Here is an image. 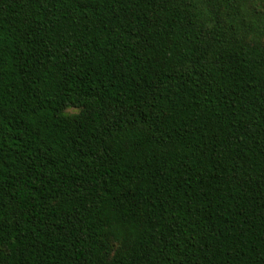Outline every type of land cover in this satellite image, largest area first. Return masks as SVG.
<instances>
[{
	"label": "trees",
	"instance_id": "1",
	"mask_svg": "<svg viewBox=\"0 0 264 264\" xmlns=\"http://www.w3.org/2000/svg\"><path fill=\"white\" fill-rule=\"evenodd\" d=\"M0 264H264V0H0Z\"/></svg>",
	"mask_w": 264,
	"mask_h": 264
},
{
	"label": "rangeland",
	"instance_id": "2",
	"mask_svg": "<svg viewBox=\"0 0 264 264\" xmlns=\"http://www.w3.org/2000/svg\"><path fill=\"white\" fill-rule=\"evenodd\" d=\"M71 111V110H70Z\"/></svg>",
	"mask_w": 264,
	"mask_h": 264
}]
</instances>
